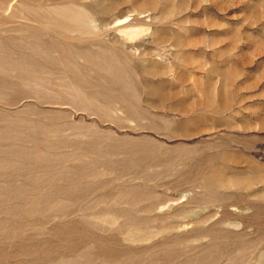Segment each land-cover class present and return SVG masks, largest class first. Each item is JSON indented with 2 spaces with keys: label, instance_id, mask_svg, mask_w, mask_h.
<instances>
[{
  "label": "rangeland",
  "instance_id": "rangeland-1",
  "mask_svg": "<svg viewBox=\"0 0 264 264\" xmlns=\"http://www.w3.org/2000/svg\"><path fill=\"white\" fill-rule=\"evenodd\" d=\"M0 264H264V0H0Z\"/></svg>",
  "mask_w": 264,
  "mask_h": 264
},
{
  "label": "bare ground",
  "instance_id": "bare-ground-1",
  "mask_svg": "<svg viewBox=\"0 0 264 264\" xmlns=\"http://www.w3.org/2000/svg\"><path fill=\"white\" fill-rule=\"evenodd\" d=\"M10 8V7H9ZM9 8H7V9H9ZM66 8H68V7H66ZM69 9V8H68ZM10 10V9H9ZM9 12V11H8ZM66 12H68V11H66Z\"/></svg>",
  "mask_w": 264,
  "mask_h": 264
}]
</instances>
